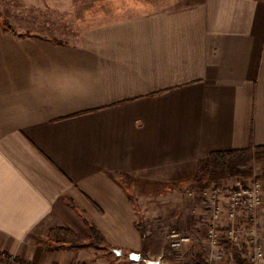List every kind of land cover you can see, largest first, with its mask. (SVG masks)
<instances>
[{"label":"crops","instance_id":"1","mask_svg":"<svg viewBox=\"0 0 264 264\" xmlns=\"http://www.w3.org/2000/svg\"><path fill=\"white\" fill-rule=\"evenodd\" d=\"M168 3L74 42L0 24L1 253L138 264L125 253L187 202L170 183L264 146V0Z\"/></svg>","mask_w":264,"mask_h":264},{"label":"rangeland","instance_id":"2","mask_svg":"<svg viewBox=\"0 0 264 264\" xmlns=\"http://www.w3.org/2000/svg\"><path fill=\"white\" fill-rule=\"evenodd\" d=\"M161 1L169 2L165 6H173L178 2V0H0V19L5 20L14 32L19 34H36L61 42H74L77 36L89 27L121 16L154 10ZM242 169L246 172L251 171L252 174L233 179L221 178L211 182L208 174L203 175L195 170L190 175L183 174L181 181L170 183L167 190L171 189V194L176 191L177 196L181 199L186 198L187 202L179 207V218L169 222L173 215L165 214L160 217L159 222L152 223L149 231L154 236L147 240V247L140 255L138 264H146L145 259L160 260L167 264H214L220 259L221 264H237L228 246L238 249L248 264H264V162L252 161L242 166ZM240 180L258 181L262 185L263 199L256 210V224L251 221L248 225L253 232L249 230L248 234L242 233L234 243L213 245L208 241L205 232L212 225L214 208L226 202L225 194L216 193L214 190L217 185L224 189V184L233 186ZM219 209L223 211L224 218L223 208ZM171 233H178L179 237H186L188 240L174 247L172 243L175 238L170 236ZM246 245H249V249ZM129 255L130 253L124 255L128 263L131 262ZM115 257L113 254L112 258ZM3 262L11 264L8 260Z\"/></svg>","mask_w":264,"mask_h":264},{"label":"built area","instance_id":"3","mask_svg":"<svg viewBox=\"0 0 264 264\" xmlns=\"http://www.w3.org/2000/svg\"><path fill=\"white\" fill-rule=\"evenodd\" d=\"M223 186H225L224 189L219 188L217 185L214 191L225 194L226 202L224 201L222 206L214 208L212 225L205 232L208 241L213 245L234 243L237 242L242 233L248 234L249 230L253 232V229H250L248 225L251 221L254 222V225L256 224V210L262 204L263 199L262 185L258 181L249 182L240 180L233 186H228L227 184ZM220 207L224 210V218L222 217L223 211L219 209ZM224 222L225 224L223 225ZM170 236L175 238V241L172 243L174 247H178L188 240L186 237H179L178 233H171ZM246 247L248 248L249 245H246ZM242 256L247 262L244 255ZM2 259H4L3 261H10L9 263L11 264H28L19 262L11 255L0 252V260ZM214 264H221L220 259L219 261L217 259Z\"/></svg>","mask_w":264,"mask_h":264},{"label":"trees","instance_id":"4","mask_svg":"<svg viewBox=\"0 0 264 264\" xmlns=\"http://www.w3.org/2000/svg\"><path fill=\"white\" fill-rule=\"evenodd\" d=\"M0 24L6 30L14 32L12 27L5 21L0 19ZM252 161L264 162V146H248L244 149H235L225 152H213L209 154L205 159L199 161L196 169L197 173L208 174L209 181H215L217 179L226 178L233 179L237 176L251 175V171H244L242 166H246ZM201 183V182H200ZM87 223V221L85 220ZM137 228L145 238L144 224L139 221L136 224ZM90 229L93 235V240L100 239L97 229L90 225ZM71 247H74L73 245ZM237 264H247L243 258V254L233 246H228ZM244 252V249H243ZM19 262H22L16 259Z\"/></svg>","mask_w":264,"mask_h":264},{"label":"water","instance_id":"5","mask_svg":"<svg viewBox=\"0 0 264 264\" xmlns=\"http://www.w3.org/2000/svg\"><path fill=\"white\" fill-rule=\"evenodd\" d=\"M129 256L131 259L136 260V261H138L140 259V254H138V253H130ZM144 262L146 264H167V263L162 262L160 260H151V259H145Z\"/></svg>","mask_w":264,"mask_h":264}]
</instances>
